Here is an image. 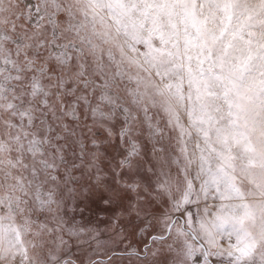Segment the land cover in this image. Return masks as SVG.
<instances>
[{
	"label": "snow or ice",
	"instance_id": "1",
	"mask_svg": "<svg viewBox=\"0 0 264 264\" xmlns=\"http://www.w3.org/2000/svg\"><path fill=\"white\" fill-rule=\"evenodd\" d=\"M0 264H264V0H0Z\"/></svg>",
	"mask_w": 264,
	"mask_h": 264
}]
</instances>
